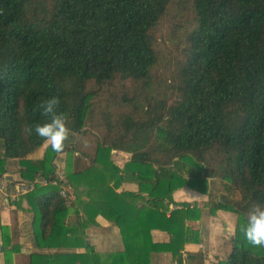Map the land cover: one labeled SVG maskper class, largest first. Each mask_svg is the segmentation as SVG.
<instances>
[{
	"label": "trees",
	"instance_id": "16d2710c",
	"mask_svg": "<svg viewBox=\"0 0 264 264\" xmlns=\"http://www.w3.org/2000/svg\"><path fill=\"white\" fill-rule=\"evenodd\" d=\"M52 96L69 133L98 131L88 165L69 157L62 179L54 160L68 145L55 152L25 132L48 119L38 105ZM117 151L129 155L122 168ZM11 160L33 185L10 202L31 214L34 250L20 264H153L166 252L183 264L179 252L199 241L186 220L219 209L238 226L227 255L209 264H264V247L240 230L264 204V0H0V173ZM213 180L237 197L211 198ZM123 182L135 189L117 191ZM63 184L75 190L70 204ZM183 186L208 195L203 209H169ZM98 216L120 248L88 239ZM153 229L168 242H153ZM0 241L4 264H18L1 223Z\"/></svg>",
	"mask_w": 264,
	"mask_h": 264
},
{
	"label": "crops",
	"instance_id": "0c3cea01",
	"mask_svg": "<svg viewBox=\"0 0 264 264\" xmlns=\"http://www.w3.org/2000/svg\"><path fill=\"white\" fill-rule=\"evenodd\" d=\"M128 156L127 153L121 151L112 152L113 162L120 168L127 162ZM10 184L12 186L11 189H14L15 186L13 187L12 183ZM123 188L134 190L135 184L133 182H123L117 191ZM172 200L173 202H171L170 205L180 206L182 203H195L200 209H203L204 203L208 200V195L187 186H183L172 192ZM2 203L7 204V199H4ZM13 214L16 215L18 219V225H15L16 227H14L11 222L13 219H11V216L13 217ZM20 215H22L25 221L26 217H24L25 215L23 212H14L11 204L10 206H4L0 209V223L8 226L11 230L13 229L17 235V231L22 230V227L24 228L22 223L24 221H21ZM96 220L97 225L86 230V235L95 248L99 251L120 248L118 236L115 232V228H111V222L101 216H98ZM235 220L236 223L234 222ZM237 220L238 215L235 212L225 209H219L213 215H202L201 218L198 219L186 220V228L199 232V241L189 242L184 245L183 250L179 252L182 263L209 264L211 261H217L226 256L231 248L230 239L234 237L237 230ZM25 230L27 232L29 231L27 227ZM227 231H232L230 232L232 234L228 235ZM22 234L23 233H21V235ZM150 235L153 242L165 243L169 240L168 233L159 229L151 230ZM15 240H17L21 249L18 254L13 255V261L16 262L17 257L22 258L23 261L28 251L32 250L34 247H32L33 245H31L30 242L25 243V248L21 247L23 240L20 237H16ZM177 258V254L166 252L155 257L153 264H171L172 262L177 264ZM3 262V255H0V264H3Z\"/></svg>",
	"mask_w": 264,
	"mask_h": 264
},
{
	"label": "rangeland",
	"instance_id": "374dc122",
	"mask_svg": "<svg viewBox=\"0 0 264 264\" xmlns=\"http://www.w3.org/2000/svg\"><path fill=\"white\" fill-rule=\"evenodd\" d=\"M163 27H162V29H163ZM171 43H172L171 41L166 39L165 43L161 44L162 57H163L164 61L167 60V57L172 52ZM166 65H164V66H166ZM161 72H162V70H161ZM97 137H98V131L96 129H94V130L87 129L83 133H79V134H71V133H69V136H68L67 140L64 142V144L68 145V149H70V151H68V153L64 152V153L58 154V156L54 160L55 168H56L55 169L56 175L58 177L61 176L62 178H64L65 165H66V162H67L69 157L72 158V157H75L76 155H78V156L84 155L86 158L83 159V160L85 162V165H88L89 159H90V157H91V155H92V153L94 151V147L96 146ZM45 144L46 145L48 144L47 141H46ZM6 169H7L6 173L13 175L15 180L18 181V182H16V184L25 185L27 188H29V190L33 187V185H29L25 181L19 182V180H18L19 176H18V172H17L18 166H17V163H16L15 160L9 161V163L6 165ZM1 180H2V183H3V179H1ZM39 184L43 185L44 181L40 179L39 180ZM68 186H70L72 188V193H73V198H72V201H71V203H72L73 201H75V197H76L75 190L70 184ZM59 188H61V186H59ZM11 192L13 193L14 189H11L7 185V183L5 182L4 189H3L2 192H0V209L2 207H4V206H10V201L13 198V197L10 196L12 194ZM210 192H211V198L214 197L213 199H216L217 197L221 196L222 194H226V195L231 196V197H237V193H235L234 191H231V190L228 191L227 187L225 186V184L223 182H221V181H218V180H213L212 181ZM18 195H20V194H18ZM4 199H7V204H3L2 203ZM68 204H70V203H68ZM14 212H16V211H14ZM24 215H25L24 217H26L25 221H24V218L22 217V215H20L21 216V221L22 220L24 221V222H22L23 225H24V228L22 227V230H18L17 231V235H16L15 231H13V229L11 230L9 227H8V232H9V234H11V238H12L13 243L18 244V242H17V240H15V238L16 237L17 238L20 237L23 240V244H21V247L25 248V246H26L25 243H28V242H30L31 245H33L32 247H34V244H33V241H32L33 237H32L31 227H30L31 214H27V213L25 214L24 213ZM74 217H75L74 213L70 212L68 214V218L67 219H68L69 223H71L73 221ZM11 219H12L11 220L12 225L14 227H16L15 225H18V219L16 218V215L13 214V217L11 216ZM234 222L236 223V220ZM28 225H29V228H28ZM26 227L29 230L28 232L25 230ZM230 232H232V231H230ZM230 232L227 231V234L231 235L232 233H230ZM21 233H23V234L21 235ZM0 246H1V241H0ZM32 250H34V248ZM0 255H2L1 252H0ZM3 260H4V257H3ZM21 261H22V258L17 257V261L16 262L13 261V262L20 264V263L23 262V261L22 262ZM3 264H4V262H3ZM171 264H175V263L172 262Z\"/></svg>",
	"mask_w": 264,
	"mask_h": 264
},
{
	"label": "clouds",
	"instance_id": "9594fccd",
	"mask_svg": "<svg viewBox=\"0 0 264 264\" xmlns=\"http://www.w3.org/2000/svg\"><path fill=\"white\" fill-rule=\"evenodd\" d=\"M59 100L56 96L42 100L38 108L42 115L48 117L43 123L26 127L25 132L44 138L51 149L59 152L69 136L63 113L57 111ZM7 183V182H6ZM244 239L252 246L264 247V204H253L248 212L247 220L241 226Z\"/></svg>",
	"mask_w": 264,
	"mask_h": 264
},
{
	"label": "built area",
	"instance_id": "2783aa9c",
	"mask_svg": "<svg viewBox=\"0 0 264 264\" xmlns=\"http://www.w3.org/2000/svg\"><path fill=\"white\" fill-rule=\"evenodd\" d=\"M59 178L62 179L61 176H59ZM51 183L52 184H56L55 181L54 182H51ZM44 184H46L45 181H44ZM4 186H5L4 180H3V183H2V180L0 179V192L3 191ZM28 190H29V188H27L25 185L16 184L15 187H14V192L10 196L14 198L18 194L25 193ZM59 193H60L61 196H63V197L66 198V200H67L68 203H71L72 198H73V193H72V188L70 186H68L66 184L61 185V188L59 189ZM178 207H179L178 205H169V209H175V208H178Z\"/></svg>",
	"mask_w": 264,
	"mask_h": 264
},
{
	"label": "water",
	"instance_id": "95a60500",
	"mask_svg": "<svg viewBox=\"0 0 264 264\" xmlns=\"http://www.w3.org/2000/svg\"><path fill=\"white\" fill-rule=\"evenodd\" d=\"M0 179H3L5 182L8 183H13L14 177L11 174H7V173H0ZM2 247L0 246V251H1Z\"/></svg>",
	"mask_w": 264,
	"mask_h": 264
}]
</instances>
